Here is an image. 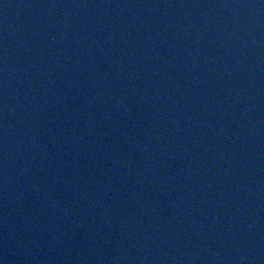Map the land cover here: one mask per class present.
<instances>
[{
    "label": "water",
    "instance_id": "95a60500",
    "mask_svg": "<svg viewBox=\"0 0 264 264\" xmlns=\"http://www.w3.org/2000/svg\"><path fill=\"white\" fill-rule=\"evenodd\" d=\"M0 264H264V0H0Z\"/></svg>",
    "mask_w": 264,
    "mask_h": 264
}]
</instances>
